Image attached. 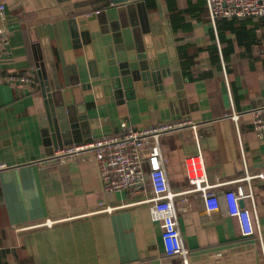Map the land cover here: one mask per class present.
I'll use <instances>...</instances> for the list:
<instances>
[{
  "label": "crops",
  "instance_id": "crops-1",
  "mask_svg": "<svg viewBox=\"0 0 264 264\" xmlns=\"http://www.w3.org/2000/svg\"><path fill=\"white\" fill-rule=\"evenodd\" d=\"M129 4L141 12L144 4L146 19L135 6L121 14L122 24L118 10ZM0 5V71L8 76L0 81V264H264V133L255 134L250 116L264 105V19L212 23L205 0ZM91 14L100 17L88 20ZM137 60L148 77L126 89L112 85L120 65L133 69ZM154 61L158 70L150 69ZM55 86L53 98L72 103L77 116L69 130L75 140L64 145L116 134L121 121L141 128L187 120L177 136L160 139L170 187H187L183 160L200 152L208 173L225 182L220 190L241 183L252 191L254 206L241 203L261 238L242 237L232 217L201 225L203 201L190 194L175 202L185 257L166 256L142 195L106 192L88 154L52 156L55 146L44 143L42 132L46 89ZM244 175L252 178L236 182Z\"/></svg>",
  "mask_w": 264,
  "mask_h": 264
},
{
  "label": "built area",
  "instance_id": "built-area-1",
  "mask_svg": "<svg viewBox=\"0 0 264 264\" xmlns=\"http://www.w3.org/2000/svg\"><path fill=\"white\" fill-rule=\"evenodd\" d=\"M208 16L213 23L218 17L264 19V0H205ZM0 9L3 7L0 5ZM3 33L0 28V35ZM8 76L0 71V81ZM18 81L29 82L28 76H20ZM229 118L236 122L238 114L232 111ZM255 134L264 133V105L250 112ZM188 121H165L148 127L136 128L126 121H121L116 134H105L87 142L61 145L53 149V157L63 159L67 156L88 154L97 163L98 172L106 192L132 189L135 195H142L140 202L146 204L150 219L158 222L161 228V241L166 256L185 257L181 231L178 224L175 202L178 197L196 195L203 201V213L199 217L201 225H215L224 217L236 219L242 237L261 234L253 223L249 209L242 207L240 201L250 199L252 207L253 193L241 183L234 190L222 189V182L217 175L208 173L200 152L186 156L183 160L187 187L173 190L168 181L160 139L165 134L177 136ZM5 165L0 164V170ZM262 178L263 174L256 175ZM145 177L149 194H145ZM250 175L237 179L249 181ZM253 208V212H254ZM257 225V224H256Z\"/></svg>",
  "mask_w": 264,
  "mask_h": 264
},
{
  "label": "water",
  "instance_id": "water-1",
  "mask_svg": "<svg viewBox=\"0 0 264 264\" xmlns=\"http://www.w3.org/2000/svg\"><path fill=\"white\" fill-rule=\"evenodd\" d=\"M118 1H122V2H126L127 0H118ZM143 5V9L142 12L139 8V5H133V4H129L127 5L126 8L122 9V10H118L119 12V18L120 21L122 22V18H121V14H124V12H128L129 14L131 13V11L133 10V7L136 6V9L139 11V15L140 17H144L146 19V11L144 8V4ZM143 13V14H142ZM144 15V16H143ZM100 17V15L98 14H91L90 17H88V20L94 19V18H98ZM102 17V16H101ZM99 19V18H98ZM122 24H124L122 22ZM121 27L123 29L128 28L127 25H122ZM82 29L86 30V26H83ZM130 32L132 35L133 40L136 43V50L137 52H141L139 51V46H140V40L138 38V35L135 32L134 28H130ZM144 30V28H143ZM140 58H143L144 55L143 54H139ZM126 59L128 61H134V58H131L130 56H128V54L126 53ZM144 61L137 60V64L135 68H131V64L129 65V62H124L122 65H120V71L118 72L119 77H114L111 79V83L112 85L118 86L120 83L122 85V87L124 89L130 87V82L131 80H139L140 78L146 79L148 77L147 73H144L143 71L145 70V65L143 63ZM130 67V68H129ZM132 69V70H131ZM152 70H158V66H157V62L154 61L151 64V68ZM153 75V74H152ZM58 86H55L53 88H51V90L49 91L48 89H46L47 95L48 96V103L46 106V115H47V128L43 130L42 134L44 136V143L49 145L50 143L53 144L55 147L67 144V143H71L73 140H75V137H69V130L74 129L76 127V121L74 123L73 118H77V116L73 114L74 109L72 108V106L70 104L72 103H59L57 102L56 99H54L53 97H55V94H51L52 91L54 90H58ZM56 92V91H55ZM65 93V92H63ZM62 93V95H63ZM55 103V105H54ZM78 110H81V107L78 108ZM79 119V118H78ZM76 119V120H78ZM83 119V117H82ZM240 205L242 206L241 201L239 202Z\"/></svg>",
  "mask_w": 264,
  "mask_h": 264
},
{
  "label": "rangeland",
  "instance_id": "rangeland-1",
  "mask_svg": "<svg viewBox=\"0 0 264 264\" xmlns=\"http://www.w3.org/2000/svg\"><path fill=\"white\" fill-rule=\"evenodd\" d=\"M145 185H147V177H145Z\"/></svg>",
  "mask_w": 264,
  "mask_h": 264
}]
</instances>
